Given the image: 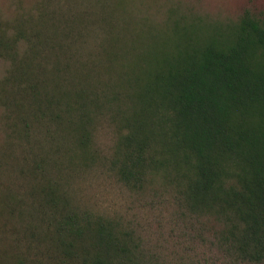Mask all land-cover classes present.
<instances>
[{"label":"trees","instance_id":"obj_1","mask_svg":"<svg viewBox=\"0 0 264 264\" xmlns=\"http://www.w3.org/2000/svg\"><path fill=\"white\" fill-rule=\"evenodd\" d=\"M94 2L110 27L119 12L108 9V0ZM133 2L140 13L135 21L124 17L107 29L104 88L91 91L79 82L77 91L58 99L80 111L67 123L83 125L93 119L91 109L102 110L122 130L113 165L124 184L144 190L164 182L191 215L210 214L223 224L218 247L229 264H264V18L246 12L237 21L211 20L182 2L157 14L147 0ZM47 8L44 3L0 27V51L15 59L26 43L35 54L47 46L43 39L61 40L84 27L87 14L60 18ZM26 61L12 79L28 81L35 91ZM90 142L91 135L83 136L81 148L88 150ZM45 198L54 203L52 192ZM49 204L55 212L45 214L44 229L28 231L26 250L0 248V264L148 263L121 223L58 214ZM35 243L48 248L47 261L29 260Z\"/></svg>","mask_w":264,"mask_h":264},{"label":"rangeland","instance_id":"obj_2","mask_svg":"<svg viewBox=\"0 0 264 264\" xmlns=\"http://www.w3.org/2000/svg\"><path fill=\"white\" fill-rule=\"evenodd\" d=\"M147 1L157 14L182 2L183 9L211 20L237 21L246 12L264 18V0ZM44 3L60 18L87 17L84 27L72 29L61 40L43 39L47 46L35 54L26 43L15 59L0 51V248L10 251L15 245L26 250L24 236L32 229L43 230L45 214L54 211L45 198L52 192L54 203L49 205H55L58 214L102 216L130 229L147 264H229L231 257L218 247L217 234L224 227L213 215H191L175 190L162 181L144 190L122 182L113 165L122 133L118 124L102 110L91 109L90 122L72 127L67 122L78 119L79 109L75 105L69 109L66 101L58 103L68 90L77 91L79 82L90 84L91 91L104 88L106 32L118 27L121 18L135 21L140 13L133 0H108V9L119 12L110 27L103 21L108 15L102 18L94 0H0V27L9 28L6 25L19 15L35 14ZM54 32L50 28L47 34L53 37ZM25 61L34 73L29 81L35 91L28 88V81L12 79L16 66L23 68ZM87 135L91 142L84 151L80 144ZM32 248L31 262L47 261L45 245L35 243Z\"/></svg>","mask_w":264,"mask_h":264}]
</instances>
